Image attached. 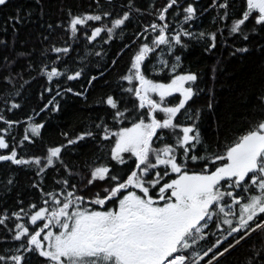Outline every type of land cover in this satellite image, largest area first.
<instances>
[{"label": "snow or ice", "instance_id": "1", "mask_svg": "<svg viewBox=\"0 0 264 264\" xmlns=\"http://www.w3.org/2000/svg\"><path fill=\"white\" fill-rule=\"evenodd\" d=\"M34 5L0 22L12 34L0 50L15 52L0 56L11 89L0 108V164L30 174L27 198L16 175L0 180V264H222L242 245V264H264V89L246 127L229 135L216 118V69L209 82L185 64L193 41L214 53L218 36L241 41L230 56L250 53V35L264 38V0H91L42 24L39 50L16 52L20 27L45 15L43 0ZM209 9L216 30H194ZM36 77L46 81L41 98H51L14 118ZM81 79L80 90L67 86ZM101 81L107 90L89 105L96 115L45 144L37 117L60 112L57 97L87 100ZM37 143L39 154L30 150Z\"/></svg>", "mask_w": 264, "mask_h": 264}, {"label": "trees", "instance_id": "2", "mask_svg": "<svg viewBox=\"0 0 264 264\" xmlns=\"http://www.w3.org/2000/svg\"><path fill=\"white\" fill-rule=\"evenodd\" d=\"M160 0H157L159 3ZM45 5V15L41 19L34 13L32 22L24 24L20 27V31L17 38L16 52L22 51L27 48L41 47V39L43 35H48L45 28L41 27L45 22L55 23L58 19H61L63 14L59 11L61 7H71L73 11L89 10L88 6L91 0H43ZM210 3V0H200L202 7H206ZM20 7L21 9H27L35 7L34 0H9L7 7H0V22H3L8 15L15 13V9ZM215 11L209 9L202 16H200L193 24L194 30L214 31L218 27V23L213 22ZM11 29L8 32L0 31V37L11 40ZM59 33L54 34L53 38H56V42L59 43ZM224 36L227 37V31L225 30ZM221 37L218 36L217 48L214 53H204L203 42L197 43L193 41L190 44L189 49L185 52V64L191 65L193 70L199 71L205 81L210 82L213 68L216 69L215 91L218 101L216 108V118L224 126L223 132H227L229 135L236 133L242 127H246V122L252 118L251 114L254 111V96L256 93L264 89V53L257 50V44H264V38L259 36L249 37V46L251 52L248 54H237L236 56H230V45L233 43L237 47L242 46L241 41L228 38V45L221 43ZM20 41L25 43L22 45ZM45 44L47 42H44ZM119 41H117L118 45ZM117 45H113L115 48ZM90 47V46H87ZM85 46L81 43L80 52H84ZM8 54L14 55L15 52H11L8 49L0 50V56ZM72 57H76V53H72ZM127 61V56H124L119 60L118 67L112 71L108 77L109 80L115 78L117 73L123 70V66ZM79 63V60H77ZM25 64L23 58H19L17 61L16 69L19 70L22 65ZM6 71L0 67V108L3 107V99L7 97L8 92L11 89L3 81V76L6 75ZM31 76H36V73H31ZM25 80L30 79L28 75H25ZM83 79L79 81L68 82L67 86H71L77 90L81 89V85L84 84ZM23 81H17L16 87H20ZM103 82L96 84L95 87L89 89L87 94V100L83 98L72 96L68 94L63 98L57 97L61 105V110L58 113H41L37 119H44L45 129L43 134V140L45 144H52L63 142L61 132H68L69 135H73L80 131L87 123L90 116H95L96 112L89 108L95 99L102 94L104 89L102 87ZM46 86L44 78L36 77L35 80H31L29 85H25L24 100L22 103L24 107L22 110L16 112L14 118H23L26 114H31L32 110L39 111V108L43 106L51 97L48 93L44 94L43 99L40 96V92ZM12 98H15L13 93ZM209 135H214L213 129H207ZM43 145L37 143L35 148L30 149L33 152H37L42 149ZM75 160V156L66 157V159ZM11 172L17 176L19 181L17 190L19 193L27 198L30 193L28 191V184L30 183V174L26 173L13 165L0 164V180ZM15 191L13 197L15 196ZM4 193L0 190V197H3ZM9 204H14V199L9 201ZM247 245H242L231 255L225 258L222 264H242L244 256L247 253Z\"/></svg>", "mask_w": 264, "mask_h": 264}]
</instances>
